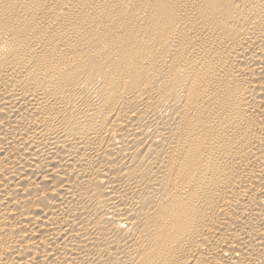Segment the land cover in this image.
I'll use <instances>...</instances> for the list:
<instances>
[{"label": "bare ground", "instance_id": "1", "mask_svg": "<svg viewBox=\"0 0 264 264\" xmlns=\"http://www.w3.org/2000/svg\"><path fill=\"white\" fill-rule=\"evenodd\" d=\"M0 264H264V0H0Z\"/></svg>", "mask_w": 264, "mask_h": 264}]
</instances>
